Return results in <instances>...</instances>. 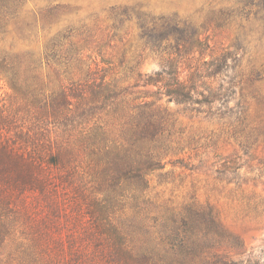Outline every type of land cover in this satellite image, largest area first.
<instances>
[{
  "label": "rangeland",
  "instance_id": "rangeland-1",
  "mask_svg": "<svg viewBox=\"0 0 264 264\" xmlns=\"http://www.w3.org/2000/svg\"><path fill=\"white\" fill-rule=\"evenodd\" d=\"M20 1L22 17L38 16L39 12L55 5L66 7V12L51 27V31L38 22L32 32L27 30L25 36L18 35L17 38L15 28L11 25L5 38V45L12 46L16 53L32 50L33 65L31 68L26 66L28 74H34L36 70L40 81L47 85L48 93L57 90L58 83L42 60L43 48L50 36L66 27L75 32L73 41L82 48L86 71L88 66L97 67L98 73L108 74L119 87L140 92L141 95L157 90L156 87L144 86L143 80L162 70L165 55L145 45V40L140 37L136 16L131 20L125 19L120 25V15L131 8L153 16H177L186 25L198 30L201 38L206 40L208 50L203 51L202 56L196 52L195 55L179 57L178 61L184 63L179 64L181 78H187L189 71L185 64H189V61L195 66H202L214 58L226 55L229 57L227 63L233 68L224 78L227 82L237 81L239 73L248 78L255 77L254 72L257 70L261 72L259 75L263 79L255 85L262 96L259 102L251 98L250 89L242 94L240 87L229 100L226 98L222 103L214 104L210 112L208 108L197 105H193L190 111L186 106L167 102L166 97L161 98L158 103L172 114L168 116L169 124L159 137L160 148L156 150L165 153L160 160L162 168L148 173V183L143 191L135 184L124 183L125 190L115 197L109 215L113 225L125 226L126 237L132 247H141L140 253L145 251L159 259L172 255L168 240L171 239L169 233L174 230V226L169 222L170 217L178 213L192 215L199 209L197 207H203L205 211L211 209L228 238L223 239L220 234H209L200 251L208 252L207 248L213 247L210 253L225 258L223 264H264V1ZM74 74V77L79 76L77 72ZM220 78L202 81L208 85L211 82L218 84ZM242 95L246 96L245 101ZM24 98L23 94L12 91L0 77V114L12 118L14 128L9 134L10 138L16 140L18 137L16 143L24 144L29 134L38 144L54 142L56 127L52 121L43 123L36 111L28 109ZM167 114L162 116L167 118ZM101 118L110 123L108 130H114L111 117L104 115ZM43 135L48 138H42ZM109 135L108 141H113L116 135L118 137L116 131H110ZM85 157L86 154L80 153L78 166L79 172L85 174L84 187L88 190L86 196L90 193L98 196L101 191L115 194L113 187L102 183L99 177L105 161L102 159L110 160L113 156L103 154L101 162L89 161ZM75 185L79 186L77 179ZM73 192L68 187L66 197L72 200L71 197L75 196L82 202V190L79 188ZM24 200L31 204L27 205L28 213L35 215L34 212L41 209L42 212L36 216L38 219L45 214L46 203L40 196ZM24 200L18 196L11 201L15 216L10 215L8 220H15L18 227L17 231L5 237L4 244L0 246V264L18 262L20 252L7 239L26 237L27 227L22 209ZM92 222L88 218L85 225L91 226ZM200 229L204 230V226L193 222V232ZM215 230L218 233L220 231L217 226ZM60 233L66 240L68 232L61 230ZM81 234L79 229L77 233L74 232L75 237ZM65 246L68 251L67 244ZM89 248L93 250L89 255L97 252L93 244ZM158 263L165 264L166 260ZM214 264L221 263L216 260Z\"/></svg>",
  "mask_w": 264,
  "mask_h": 264
},
{
  "label": "trees",
  "instance_id": "trees-1",
  "mask_svg": "<svg viewBox=\"0 0 264 264\" xmlns=\"http://www.w3.org/2000/svg\"><path fill=\"white\" fill-rule=\"evenodd\" d=\"M21 4L20 0H0V77L12 91L25 96L26 106L36 111L43 123L52 121L56 134L54 142L38 144L28 134L24 144H18V137L13 140L9 136L14 128L12 118L0 114V246L5 237L17 231L18 223L8 220L10 215L15 216L13 198L21 196L24 200L40 196L46 203L45 214L36 218L42 210L31 215L27 212V205L31 204L22 201L26 237L7 239L20 252L17 264H159L160 260H166L165 264H214L216 260L223 264L225 258L210 253L213 247L207 248L208 252L200 251L209 234L228 238L211 209L205 211L197 207L202 210L192 215L178 213L170 217L169 222L174 226L168 240L172 255L155 259L145 251L140 253L141 247L129 244L125 226L113 225L109 208L115 197L125 190L124 183L135 184L143 191L148 173L162 168L160 160L165 153L156 150L160 148L159 137L172 114L158 103L161 98L166 97L167 102L186 106L190 111L197 105L210 112L214 104L229 100L240 87L242 94L250 89L251 98L259 102L262 96L255 85L263 79L259 75L261 72L257 70L255 77L248 78L239 73L237 81L227 82L224 78L233 68L227 63L229 57L226 55L202 66L189 61L185 64L189 71L187 78H181L179 64L184 63L178 61L179 57L196 52L202 56L203 51L208 50L206 40L177 16H153L131 8L120 15V25L125 19L136 16L145 45L165 55L162 70L143 80L144 86L157 90L141 95L119 87L108 74L98 73L97 67L88 66L86 71L82 48L73 41L75 32L66 27L50 36L43 48L42 60L58 83L57 90L48 93L47 85L40 81L36 70L28 74L27 68L33 65L32 50L16 53L12 46L5 45V38L11 25L17 38L25 36L27 30L32 32L38 22L50 30L66 12V7L55 5L39 12L38 16L22 17ZM75 72L79 74L75 76L77 79ZM219 76L218 84L208 85L202 81H214ZM242 97L245 101L246 96ZM164 113H168L167 118L162 116ZM104 115L112 118L114 130H108L110 123L102 120ZM110 131L118 133L113 141H108ZM80 153L86 154L89 161L99 162L103 154L113 156L110 160L102 159L105 161L99 177L102 183L113 187L115 194L101 191L98 196L91 193L86 196L85 174L79 172L78 166ZM76 179L79 186L75 185ZM68 187L72 192L82 190V202L75 196L72 200L66 197ZM88 218L93 222L87 227ZM193 222L202 224L204 230L193 232ZM215 226L220 229L219 233ZM77 229L82 234L75 237ZM61 230L68 232L67 242L61 237ZM92 244L97 252L89 255L93 251L89 248Z\"/></svg>",
  "mask_w": 264,
  "mask_h": 264
}]
</instances>
